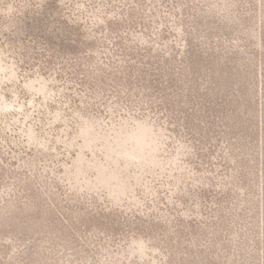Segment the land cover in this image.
I'll use <instances>...</instances> for the list:
<instances>
[{
    "label": "rangeland",
    "instance_id": "374dc122",
    "mask_svg": "<svg viewBox=\"0 0 264 264\" xmlns=\"http://www.w3.org/2000/svg\"><path fill=\"white\" fill-rule=\"evenodd\" d=\"M0 264H264V0H0Z\"/></svg>",
    "mask_w": 264,
    "mask_h": 264
}]
</instances>
